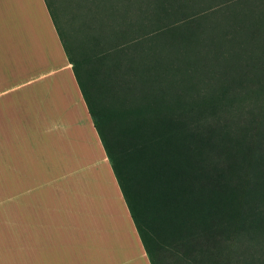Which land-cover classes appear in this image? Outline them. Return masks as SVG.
<instances>
[{
  "label": "trees",
  "instance_id": "1",
  "mask_svg": "<svg viewBox=\"0 0 264 264\" xmlns=\"http://www.w3.org/2000/svg\"><path fill=\"white\" fill-rule=\"evenodd\" d=\"M150 264H264V0H44Z\"/></svg>",
  "mask_w": 264,
  "mask_h": 264
},
{
  "label": "crops",
  "instance_id": "2",
  "mask_svg": "<svg viewBox=\"0 0 264 264\" xmlns=\"http://www.w3.org/2000/svg\"><path fill=\"white\" fill-rule=\"evenodd\" d=\"M0 198L19 264H150L44 0H0Z\"/></svg>",
  "mask_w": 264,
  "mask_h": 264
},
{
  "label": "rangeland",
  "instance_id": "3",
  "mask_svg": "<svg viewBox=\"0 0 264 264\" xmlns=\"http://www.w3.org/2000/svg\"><path fill=\"white\" fill-rule=\"evenodd\" d=\"M0 201V204H5V210H1L2 214H4L5 216L7 214L11 215V198H0ZM18 251L22 250L19 249ZM14 254L15 229L12 227V223L10 221H6V217L4 220V218L1 217L0 214V264H19V262L15 260Z\"/></svg>",
  "mask_w": 264,
  "mask_h": 264
}]
</instances>
